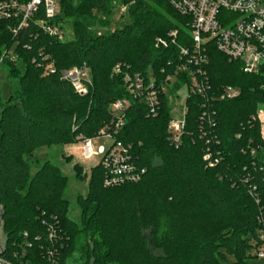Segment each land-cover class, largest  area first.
<instances>
[{
    "label": "trees",
    "instance_id": "1",
    "mask_svg": "<svg viewBox=\"0 0 264 264\" xmlns=\"http://www.w3.org/2000/svg\"><path fill=\"white\" fill-rule=\"evenodd\" d=\"M116 12L129 22L111 30ZM69 21L73 39L67 42L32 23L14 36L11 23L0 22V66L9 68L13 87L6 101L0 93L3 257L14 264H49L46 250L52 248L60 264H226L230 257L249 264L258 219L264 217V137L258 113L264 106V65L245 73L239 62H229L210 44L203 67L210 89L205 97L188 98L179 148L169 141L168 98H161L156 117L132 98L117 141L132 146L145 175L139 183L105 187L106 170L94 167L88 194L77 199L79 225L64 195L66 177L36 152L97 138L113 121L111 106L130 99L125 76L162 81L169 67L183 60L181 50L191 48L192 38L190 19L167 0H61L57 22ZM174 31L175 39L169 36ZM10 50L18 55L17 63L1 62ZM48 62L53 71L46 70ZM84 65L92 83L82 96L61 73ZM181 79L190 83L187 76ZM181 87L177 82L174 91ZM226 87L238 89L239 95L221 100ZM204 111L214 131L208 119H200ZM206 155L218 161L215 166ZM33 169H38L35 175ZM44 221L56 223V241L49 240Z\"/></svg>",
    "mask_w": 264,
    "mask_h": 264
},
{
    "label": "built area",
    "instance_id": "2",
    "mask_svg": "<svg viewBox=\"0 0 264 264\" xmlns=\"http://www.w3.org/2000/svg\"><path fill=\"white\" fill-rule=\"evenodd\" d=\"M170 5L182 16L190 19L191 27V48L181 50L182 61L175 67H169L168 75L162 81L153 78L146 82L140 75L125 76V87L129 98L115 102L111 106L113 121L106 128L101 129L97 138L112 141L109 147L101 146L98 150L93 147L95 139L81 140L83 158L88 161L100 158L98 165H102L106 170L104 179L105 187H120L126 184L139 183L144 175L145 169H140L134 160L132 146H127L117 141L119 132L125 125L127 110L132 105V98L139 100L148 107L149 113L156 117L161 108V98H168L172 108V119L168 126L170 143L179 148L186 128V116L188 113L187 100L192 95L205 97L210 89L209 80L203 67L209 63V45L225 56L229 62H239L244 67L245 73H255L259 67L264 65V0H167ZM126 7H121L120 12L125 13ZM61 12V0H0V22H10V30L14 36L19 35L22 30L28 29L30 23L42 31L45 35L67 42L65 22H57ZM178 31L171 32L170 38L175 39ZM164 46L167 43L158 40ZM17 63L18 55L14 50L6 51L1 59ZM45 62L49 57H45ZM35 62V61H34ZM171 65V64H170ZM45 67H50L47 71H53V63L48 62ZM194 67V70L191 68ZM118 66L116 71L119 72ZM187 76L190 83L184 82L181 78ZM61 79L70 82L76 92L82 96L88 93V87L92 80L89 69L86 65L75 67L61 73ZM177 82H182V87L174 91ZM184 82V83H183ZM185 93V96H183ZM239 95L234 88L223 89L221 100H229ZM174 100L180 102L181 107L176 108ZM175 108V109H174ZM202 122L208 119L211 129H215V124L211 120L208 111H204L200 117ZM200 127L203 134L204 124ZM212 133V132H211ZM255 151L252 152L254 154ZM209 161L210 166H215L218 162L210 161L211 157H204ZM256 188L251 193L256 192ZM257 202L259 197L255 196ZM49 240H57L58 231L56 223L44 221ZM259 229L258 239L253 243V255L256 259H264V217L258 219ZM0 236V264H14L6 260L3 255L6 249V239ZM25 240L29 238L24 234ZM26 247L31 244L26 241ZM24 254L18 257L22 260ZM46 259L49 264H60L58 253L54 249L46 250ZM20 264H29L20 261Z\"/></svg>",
    "mask_w": 264,
    "mask_h": 264
},
{
    "label": "rangeland",
    "instance_id": "3",
    "mask_svg": "<svg viewBox=\"0 0 264 264\" xmlns=\"http://www.w3.org/2000/svg\"><path fill=\"white\" fill-rule=\"evenodd\" d=\"M113 22L111 25V30H114L118 27L129 22V19H121L119 12H116L115 16L112 18ZM67 36L70 39H73V25L69 21L65 24ZM98 31H101L98 29ZM50 67H46L48 70ZM13 86V84H12ZM12 88L9 80V68L4 65L0 66V93L2 95L3 101H6L10 98L12 94ZM236 92H240L238 89L234 88ZM185 96V93H183ZM176 103V108L181 107V101ZM175 109V108H174ZM259 121L262 125V136L264 137V106L259 108ZM112 144V141L106 139H95L93 142V147L95 150H98L101 146L109 147ZM83 143L76 142L75 144L68 146H59L53 148H42L36 152V155L44 161L48 160L54 165L59 167L62 174L67 179V186L64 192L66 199L70 202V217L71 219L80 225V215L81 210L78 207L77 199L79 196H86L89 191V180L91 176V171L94 167L98 166L100 158L95 160L88 161L83 158ZM38 169H33V175L37 173ZM4 238V237H3ZM3 242V239L0 241ZM252 259L248 261L249 264H264V259H256L253 255V252L250 253ZM72 264H81L79 262H72ZM226 264H236L234 258H228Z\"/></svg>",
    "mask_w": 264,
    "mask_h": 264
}]
</instances>
